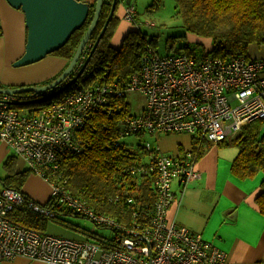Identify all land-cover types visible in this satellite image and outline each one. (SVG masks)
Masks as SVG:
<instances>
[{"label": "built area", "instance_id": "1", "mask_svg": "<svg viewBox=\"0 0 264 264\" xmlns=\"http://www.w3.org/2000/svg\"><path fill=\"white\" fill-rule=\"evenodd\" d=\"M134 16L133 7H127L123 19L131 23ZM88 51L85 47L76 70ZM134 92L145 97L146 105L139 114L123 119L122 138L142 133H184L218 143L245 125L264 121V61L242 56L230 60L183 54L162 57L147 48L123 88L94 84L56 99L33 116L14 109L10 104L13 97L0 95V143L31 175L49 185L52 203L70 209L96 227L117 232L111 244L101 243L103 246L37 233L11 222L8 214L20 205L47 217L53 213L14 189H2L0 264L16 258L43 264H226V253L200 234L167 219L174 201L173 182L185 188L199 177L193 152L181 157L157 154L129 169L131 174L155 177V202L146 223L138 220L136 212L127 223L98 214L50 179L59 174L58 160L69 151L76 152L74 134L88 115L110 95L125 97Z\"/></svg>", "mask_w": 264, "mask_h": 264}, {"label": "trees", "instance_id": "2", "mask_svg": "<svg viewBox=\"0 0 264 264\" xmlns=\"http://www.w3.org/2000/svg\"><path fill=\"white\" fill-rule=\"evenodd\" d=\"M76 1L83 2V0ZM112 1L102 0L99 19L86 45L89 51L105 25ZM122 3L124 4L125 0H116L115 10ZM130 4H125V9ZM174 5L175 15L181 18L185 31L195 37L205 39L208 43L206 50L201 46L202 49L199 52L194 51V48L199 46L196 43L197 46L181 47L180 52L174 55L230 60L239 56L249 57V50L252 46L264 47V0H174ZM93 10L94 6L91 5L85 24L75 31L60 49L50 54L52 57L65 60L64 68L70 62L88 28ZM114 13L84 71L76 80L82 83L83 88L79 89L89 88L94 84H116L123 88L130 75L138 69L141 56L147 48H154L156 38L147 41L144 34L133 30L123 37L120 47L114 49L111 39L119 22ZM175 38L185 39L184 36L172 37L167 41L170 49L172 40ZM63 70L56 76L34 86L50 84ZM73 84L62 90L64 83L55 90L47 92V96L54 94L48 100H39V96L34 97L30 93L19 94L13 97V100L19 103L12 107L14 109L16 106L34 107L29 110L28 114L36 115L56 99L78 90L73 88ZM13 87L21 86L6 88L0 86V89H13ZM56 91L60 93L55 94ZM124 98L110 95L101 107L94 109L88 115L83 126L74 134V142L78 145L76 152L69 151L58 160L59 174L51 175L50 179L63 185L71 195L85 201L98 214L109 216L120 223H127L131 219L132 212H136L138 220L146 223L151 216L155 202V177L153 174H131L129 169L136 164L149 161L152 151H147L146 144H137L134 148H130L121 137L122 121L126 116L131 115ZM193 140L203 142L202 139L195 137ZM218 143L221 146L237 149V154L230 166V171L234 176L245 180L261 175L255 205L264 217V121L257 120L245 125L231 138ZM197 147L194 145L195 149H198ZM195 151L198 157L200 150ZM16 160L15 156L6 160L5 167L8 175L1 180L0 190L14 189L23 194L21 189L31 174L26 169L17 171ZM63 179L65 183H62ZM42 206L53 213V216L35 214L25 205H20L12 209L8 218L11 222L40 234H44L48 225L47 221L56 222L65 226L66 229L69 228V231L82 235L86 241L97 243L100 246H103L101 243L109 244V241L114 239V236L106 238L63 220L62 215H78L62 205L52 203L50 198ZM112 231L114 234L117 233L115 230Z\"/></svg>", "mask_w": 264, "mask_h": 264}, {"label": "crops", "instance_id": "3", "mask_svg": "<svg viewBox=\"0 0 264 264\" xmlns=\"http://www.w3.org/2000/svg\"><path fill=\"white\" fill-rule=\"evenodd\" d=\"M83 2L94 6L95 0ZM118 8L121 10L122 18L125 3L120 4L115 13ZM116 30L117 28L115 32ZM25 37L23 13L9 6L6 0H0L1 84L9 86L40 84L56 76L65 67V60L47 56L25 68H13L12 63L24 52ZM111 45L118 46L114 44L113 37ZM249 57L264 61V47L252 46ZM139 136H146L144 145H148L147 151H152V156L161 154L181 157L188 151L196 154L195 169L199 177L188 183L185 188H182L180 183L173 182L174 201L168 208L167 219L200 234L205 241L226 253V264H264V217L255 205L261 175L240 180L231 173L230 166L237 149L206 141H196V144L193 140L195 136L184 133ZM194 145L198 146V149H195ZM195 150H200L198 157ZM6 151L7 148L0 143V160ZM16 161L17 171L25 170L24 163L18 159ZM21 192L40 205L48 202L50 197L48 184L36 175L27 178ZM52 228L57 232L65 231L56 226ZM65 232L62 233L63 236L85 240L83 237L75 238L77 236ZM6 264L43 263L16 258Z\"/></svg>", "mask_w": 264, "mask_h": 264}, {"label": "water", "instance_id": "4", "mask_svg": "<svg viewBox=\"0 0 264 264\" xmlns=\"http://www.w3.org/2000/svg\"><path fill=\"white\" fill-rule=\"evenodd\" d=\"M6 2L12 8L23 13L26 29L24 52L18 60L12 63L13 68L33 65L60 49L70 36L85 24L90 9L88 3L76 0H6ZM115 4L116 0H113L104 27L77 72L76 68L79 58L99 19L102 0H95L92 19L88 28L83 34L70 62L54 81L45 86L29 85L13 89H0V95L15 97L19 94L30 93L34 97L39 96V100H48L54 94L47 96V92L55 90L64 83L62 90L72 85L84 71L105 27L114 13ZM125 4H130V0H125ZM59 93L60 91L55 92V94ZM18 103L16 101L10 102L13 106Z\"/></svg>", "mask_w": 264, "mask_h": 264}, {"label": "rangeland", "instance_id": "5", "mask_svg": "<svg viewBox=\"0 0 264 264\" xmlns=\"http://www.w3.org/2000/svg\"><path fill=\"white\" fill-rule=\"evenodd\" d=\"M130 6L133 7L135 12V18L132 24L124 21L121 18L120 8H118L115 13L116 16L120 19V22H118L119 25L117 27L115 35L113 36L114 44L118 45L114 47L112 46L114 49L120 47L123 37L131 30L139 31L141 34H144L147 41L151 40L152 38H156L153 49L157 55L162 57L167 55L177 54L180 52L181 47L187 45L188 46L195 45L196 43L199 44V46L195 45L197 46L196 49L194 48V51L196 52H199L202 49L201 46H203L205 50L208 48V43L205 39L195 37L194 35L188 34L185 31L181 18L178 15H175L174 0H131ZM183 36L185 37V39L175 38L172 40L173 43L171 44L172 46L171 49L167 46L168 45L167 41L171 40L172 37H183ZM256 60H262V59H256ZM0 86L5 88L9 87V85H4L1 83ZM73 88H77V89L83 88L82 83L80 81H76L73 84ZM124 102L128 104L130 110L129 112L132 115L139 114L142 108H144V106L146 105L145 97L135 92L126 93ZM33 108L34 107L29 108V107L16 106L15 109L19 113L28 114L29 110ZM142 134H149V133H142ZM150 135L157 136V134H150ZM145 138L146 136L143 137L129 136L124 138V142L125 144L129 145L130 148H134L137 144L144 145ZM11 156L14 155L9 151H6L5 155L0 160V189L2 188L1 180H3L4 177L8 175V170L5 167V162ZM61 218L69 223H72L73 225H77L79 227H82L83 229L96 233L97 235L106 238H112L113 236H115L114 232L111 229L98 228V227L96 228L90 221H87L80 216L67 214V215H62ZM47 223H48L47 228H45L44 230V233L46 234L53 236H60L62 238L74 239L62 235V233H66L65 231H68L69 233L77 236L75 238L82 237V235L69 231L68 230L69 228L66 229L65 226H62L56 222L47 221ZM53 226H56L57 228H60V230L63 229L65 231L57 232L55 231V228H52Z\"/></svg>", "mask_w": 264, "mask_h": 264}]
</instances>
